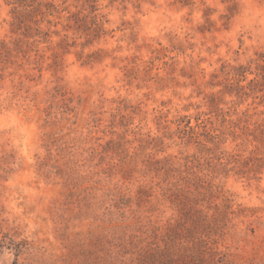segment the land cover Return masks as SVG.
Listing matches in <instances>:
<instances>
[{"label":"rangeland","instance_id":"rangeland-1","mask_svg":"<svg viewBox=\"0 0 264 264\" xmlns=\"http://www.w3.org/2000/svg\"><path fill=\"white\" fill-rule=\"evenodd\" d=\"M264 264V0H0V264Z\"/></svg>","mask_w":264,"mask_h":264},{"label":"trees","instance_id":"trees-1","mask_svg":"<svg viewBox=\"0 0 264 264\" xmlns=\"http://www.w3.org/2000/svg\"><path fill=\"white\" fill-rule=\"evenodd\" d=\"M193 250V254H191L190 257L191 259L195 260L196 264H205L206 259H205V253L203 251H198L196 252L195 249ZM155 263L156 264H181L184 262L186 257L183 256H176L172 255L171 253L168 254L167 250H161L159 252H155Z\"/></svg>","mask_w":264,"mask_h":264}]
</instances>
